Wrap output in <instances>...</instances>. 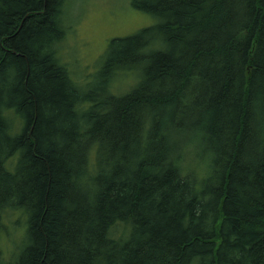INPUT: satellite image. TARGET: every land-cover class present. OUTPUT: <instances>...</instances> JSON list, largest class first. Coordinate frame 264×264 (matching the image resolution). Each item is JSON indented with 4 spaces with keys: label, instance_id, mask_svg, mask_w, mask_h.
<instances>
[{
    "label": "trees",
    "instance_id": "1",
    "mask_svg": "<svg viewBox=\"0 0 264 264\" xmlns=\"http://www.w3.org/2000/svg\"><path fill=\"white\" fill-rule=\"evenodd\" d=\"M62 3L0 0V234L26 218L0 264H264V0H131L154 23L82 86Z\"/></svg>",
    "mask_w": 264,
    "mask_h": 264
},
{
    "label": "rangeland",
    "instance_id": "2",
    "mask_svg": "<svg viewBox=\"0 0 264 264\" xmlns=\"http://www.w3.org/2000/svg\"><path fill=\"white\" fill-rule=\"evenodd\" d=\"M61 9L64 34L55 43V54L59 62L66 65L71 79L81 86L96 82L110 39L132 35L155 21L134 8L131 0H63ZM121 72L107 83V91L122 93L134 84L127 71ZM173 140L182 145L183 152L186 150V162L196 165L199 158L195 151H199V142L181 135ZM203 164L208 165V159L198 163V168ZM25 220L20 210L3 217L6 228L0 234V249L6 263L18 259L25 246ZM13 221H17L16 224Z\"/></svg>",
    "mask_w": 264,
    "mask_h": 264
}]
</instances>
